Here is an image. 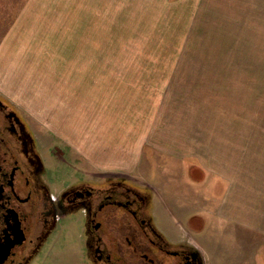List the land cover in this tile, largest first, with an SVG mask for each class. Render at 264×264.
<instances>
[{"label": "rangeland", "instance_id": "obj_1", "mask_svg": "<svg viewBox=\"0 0 264 264\" xmlns=\"http://www.w3.org/2000/svg\"><path fill=\"white\" fill-rule=\"evenodd\" d=\"M0 1L1 37L14 8L8 6L6 15L3 6L11 2ZM44 1L28 0V83L39 106L33 107L32 115L28 112L27 122L55 192L83 179L124 176L149 188L162 207L169 198L176 202V191L177 201L188 204L186 212L195 213L217 207L206 190L189 189L182 182L206 173L209 181L220 179L200 167L201 159H230L239 176L250 171L264 176V0ZM74 1L79 8L71 10ZM62 17L64 24L58 25ZM75 30L78 41L72 39ZM61 33L67 40L62 41ZM40 34L49 39H40ZM113 37L129 40L112 41ZM61 45L75 46V56H64ZM73 65H80L79 75L69 71ZM43 99L54 103H49L50 109L63 101L72 100L71 107L73 101L80 104V118L72 116V133L61 131L52 109L51 118H44L48 115L41 112ZM122 129L135 131L130 142H142L130 158L123 154L115 159L130 171L98 168L96 164H105L104 152L110 154L114 148L98 150L94 142L106 145L114 139L112 132ZM220 184L210 192L215 194ZM156 222L166 227L165 215L157 214ZM167 229L172 237L187 236L181 224ZM239 240L234 232L219 235L223 263L236 264L241 255L233 245ZM77 259L91 264L83 213L62 219L34 264H70Z\"/></svg>", "mask_w": 264, "mask_h": 264}, {"label": "flooded vegetation", "instance_id": "obj_2", "mask_svg": "<svg viewBox=\"0 0 264 264\" xmlns=\"http://www.w3.org/2000/svg\"><path fill=\"white\" fill-rule=\"evenodd\" d=\"M149 188L124 176L79 180L55 192L27 120L0 98V264H31L62 219L84 216L91 264H203L156 227Z\"/></svg>", "mask_w": 264, "mask_h": 264}, {"label": "crops", "instance_id": "obj_3", "mask_svg": "<svg viewBox=\"0 0 264 264\" xmlns=\"http://www.w3.org/2000/svg\"><path fill=\"white\" fill-rule=\"evenodd\" d=\"M10 2L11 3L9 5L5 4V6H3L6 9L4 10L6 15H9L8 6L14 8V13L12 15L13 19L10 21L9 29L3 30L4 36L1 35L0 37V98L15 108L28 121V112L32 115L33 107L35 108L36 106H39L38 100L35 99V91L32 84L28 83V36H30L28 35V0H10ZM44 2L47 3V0ZM76 2L74 1L70 5L71 10L79 8V4ZM59 8V5H57V11ZM0 9L2 11L1 4ZM57 24L63 25L64 18L62 17L57 20ZM61 34L62 41L67 40L66 36L63 37V33ZM45 35L46 34H40L39 38L42 40L49 39V37ZM79 35V31H73L72 39L78 41ZM113 38L111 39L112 41L124 39L129 40V38ZM104 41H106V39ZM61 46L63 48L62 52L64 56L65 53L69 57L75 56V46L72 49L64 48V45ZM105 51L106 50L103 49L102 54H104ZM42 53L43 52L41 51L40 54ZM79 67L80 65H73L72 70H69L72 72L73 76L75 75L74 73L79 75L81 72ZM131 67L136 69L141 68V66ZM88 70L89 72L92 71L90 69ZM100 72H107V70L105 69ZM119 79L122 80L123 78L119 77ZM125 95L126 93L122 91L121 96L126 97ZM132 95L135 96V94ZM71 101L72 100H70L67 104L66 101H63V103L66 104L64 107V104L59 105L58 103L56 107L51 108L54 111L51 114V117H53L57 124L59 123L60 128H62V132L64 131V128L71 130V128L73 129L75 126L74 121H72V116L80 118V104L78 102L76 104L73 101L71 107ZM39 102L40 105L43 106V111L41 110L43 115H48L44 118L50 117V113L48 114V112L51 110L49 108V103L51 102L45 99H43V102L42 100ZM51 104L53 106L54 103L52 102ZM69 121L72 124H63V122ZM134 133L123 129L114 130L112 132V134H114V139H111V141H109L106 145L99 140L95 141V148H98V150L106 146H112V148H114L110 154L109 151H106V153L104 152V154L107 155L104 161L105 164H103V166L100 165V163L96 164L98 165V168L104 167L107 170L118 168L123 170L127 168L128 171H130V167L128 165L124 166L117 163L115 164V162H118L115 159L122 158L123 154L127 158H130V156L138 152L142 142L138 143L132 139L130 142V136L135 135ZM136 134L139 136L138 131ZM129 150L131 151L129 152ZM200 162L201 163L199 165L202 169L210 171V174H217L220 179L218 181H209V173H206V176L200 177L199 179L186 178L183 180L182 178V182H186V185L190 186L189 189L195 188L204 191L206 190V195L208 193L209 198L211 197L217 202V207L214 208V211H205L200 209L195 213L186 212L188 204L180 202L181 198L178 200L179 202L177 201L178 194L176 191H174L176 195V202L173 198H169V203L167 199H164L165 202L167 201L165 203L166 205L164 204V207H162L159 202L156 204L154 198H152V215L157 229L172 243H188L195 246L200 251L203 264H226L223 263L225 261H223L220 257L222 244L221 242L219 243V235L221 237L222 232H234V235H236V237L239 236L240 238L238 243L233 245L241 255L236 259V264H264V176H257V172H249V170H247L249 172L247 173V176H239L237 172L238 169L234 167L235 163L230 159L229 161L210 163L209 160L204 158L201 159ZM222 163H226L224 164L225 166L222 167L220 165ZM136 166L138 167V163ZM111 172L113 173V171ZM204 179H207L208 181L203 183ZM222 182H224L227 186H225ZM217 183L221 184L218 187L217 192L214 194L210 191L212 189L215 190V187L218 186ZM168 184L171 188L172 183L169 182ZM186 189V186L183 187L182 192ZM181 195H183V193H181ZM206 199L208 198L206 197ZM190 200L194 203L196 202L195 199ZM192 202L189 203L193 205ZM199 202L201 203V200ZM183 205H186V208ZM157 214L165 215L166 227H163L156 222ZM171 224H175L176 226L177 224H181L187 236L178 238L172 237L170 231L167 229V227ZM223 245L225 246V243H223ZM245 252L246 255L244 256ZM238 253L237 256H239ZM35 260L31 264H34ZM70 264H82L81 259H77L75 262Z\"/></svg>", "mask_w": 264, "mask_h": 264}]
</instances>
